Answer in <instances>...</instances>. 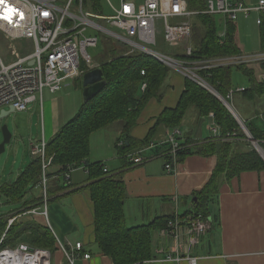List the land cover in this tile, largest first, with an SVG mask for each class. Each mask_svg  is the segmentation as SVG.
Segmentation results:
<instances>
[{"label":"crops","instance_id":"crops-1","mask_svg":"<svg viewBox=\"0 0 264 264\" xmlns=\"http://www.w3.org/2000/svg\"><path fill=\"white\" fill-rule=\"evenodd\" d=\"M228 1L233 4L254 7L261 0ZM258 20L260 23H257ZM224 21L222 16L217 17L220 36H223ZM234 25L240 56L264 54V46L261 45L260 37L264 29V10L251 11L248 16L238 13ZM0 37L5 39L2 34ZM158 41H162L161 37H158ZM160 48L164 50V44ZM244 65L252 71L256 81L261 83L260 77L264 73V62ZM233 75L232 84H234ZM242 77L246 83L233 85L232 90L248 88L247 77ZM183 89L184 77L171 71L162 90V98L160 100L151 99L146 104L130 131V137L135 141L142 140L153 127L160 113L166 108L171 109L176 106ZM234 94L238 98H234ZM234 94L230 98V106L240 120L264 130V96L255 97L250 101L246 100L240 92ZM82 105V87L78 84V80H75L73 83L63 84L60 91L55 94L43 91L41 99H37L26 112H20L27 114L28 132L26 138L30 158L26 160L27 155L24 152L21 166L12 169L7 181H4L0 176V185L14 182L24 170L23 168L31 162L32 147L42 140L47 143L62 125L74 117ZM7 108H0L3 117L8 116L3 111ZM215 126L218 127L212 113L200 119L193 111L186 115L183 124L178 128L182 132L179 140L182 143H189L186 145L189 152L181 157L173 174L165 173L161 159L134 166L120 160L117 143L125 140L124 137H121L122 122L110 124L90 135L88 163H101L108 168L109 173L123 176L126 190L123 209L127 227L147 225L160 216L174 215L176 211L182 215L193 209L192 195L204 187L217 164L215 155L202 156L196 152L199 145L214 138L211 130ZM169 129L160 128L156 131L153 136L154 142L164 138ZM11 132V139L14 136V140L19 143L17 137L22 138V135L18 132L17 125ZM240 148L247 151L249 146L240 143ZM135 149L136 147L128 153ZM4 171L5 168L2 173ZM60 180H62L61 177L56 180L58 188H60V183L64 187H69L54 193L47 200L46 219L41 215L25 214L24 212L28 209L23 211L20 208L24 203L31 201L32 196L39 195L41 192L39 183L20 204H15V208L10 209L9 213H5L4 207L1 205L0 217L15 214L8 217L7 223L8 220L13 219L12 224L14 222L23 225L36 223L49 228L56 239V249L51 253L50 264H68L58 245L61 244L69 249L68 244L72 246L75 243L82 244L81 253L88 254L89 258L79 257L73 264H113L109 257L100 253L97 245L93 242L92 202L89 191L83 188L87 185V174L78 168L71 173L67 184H63V180ZM57 185L52 186V191L57 189L55 187ZM41 206L42 204L36 208ZM209 207L211 214L210 220H207L211 223V229L199 238L197 245L189 252L194 257H201L196 264H264V169L257 172H244L229 181H223L218 194ZM212 216H215V219ZM29 236L30 233L27 231L16 241L10 243L11 246L8 247L16 248L18 245H22L33 248L30 245ZM152 239L154 256L156 253L161 255V252H167L173 248L172 238L161 236L158 231H154ZM180 242L183 246L180 250L181 254H185L187 251L185 234H181ZM178 264L189 263L182 261Z\"/></svg>","mask_w":264,"mask_h":264},{"label":"trees","instance_id":"trees-1","mask_svg":"<svg viewBox=\"0 0 264 264\" xmlns=\"http://www.w3.org/2000/svg\"><path fill=\"white\" fill-rule=\"evenodd\" d=\"M186 2L189 11L197 12L190 20L189 45L192 52L188 60L201 61L241 55L235 39L234 21H224L223 36H220L217 22L219 15L205 13L206 1L186 0ZM85 4L96 15H102L101 0H85ZM260 37L261 45L264 46V29ZM179 57L184 56L179 55ZM95 62L102 70L104 88L84 103L74 117L62 125L46 143L45 157L51 158L48 168L50 173L47 172V198L49 200L54 193L69 187H64L60 183L58 188L59 180L56 181L58 178L61 177L63 184H67L71 173L78 168L82 169L87 174V185L83 188L89 191L92 202L93 242L100 253L109 257L113 264H149L147 261L154 258L153 233L163 229L173 215L160 216L147 225L126 226L123 209L126 190L123 176L105 173L101 163L89 164L87 161L89 138L93 132L115 122H122L121 137L125 140L122 146L118 147V155L122 162L130 165L125 155L135 147L154 141L153 136L160 128L180 127L191 111L198 119L212 113L223 138L233 133H236L237 137H228L225 140L213 138L203 142L197 149L196 153L199 155H215L217 158L216 167L208 182L192 195L191 200L193 206L191 211L206 219L210 217L209 205L218 194L221 183L244 172L263 170L264 161L252 147L247 151L240 148V143L247 146L250 143L227 107L208 90L187 78H184V89L176 106L164 109L142 140H133L129 134L138 116L151 99L162 98V90L171 70L154 58L142 52H131L126 46L120 44H116L100 58H95ZM82 69L83 73L87 71L85 67ZM235 71L248 79V88L240 92L246 100L251 101L255 97L264 96V83H258L252 71L244 64L213 67L199 71V75L230 104L227 96L233 88L232 75ZM142 72H144L143 75ZM143 85L144 88H142ZM244 125L264 151V130L248 123ZM188 144L183 143V146ZM188 152L187 148L181 150L179 161ZM40 178L41 159L39 156H33L32 161L14 182L0 185V195H4L7 203L20 204L37 186ZM53 185H57L55 191L51 189ZM42 202L43 196L40 192L38 196H32L31 201L24 203L20 208L23 211L36 208ZM191 211H186L180 217H184ZM9 216L0 217V238L7 229ZM212 218L215 219V216ZM14 223L7 229L2 247L10 246V243L28 231L31 247L44 249L50 253L56 249V239L49 228L36 223L25 225Z\"/></svg>","mask_w":264,"mask_h":264},{"label":"built area","instance_id":"built-area-1","mask_svg":"<svg viewBox=\"0 0 264 264\" xmlns=\"http://www.w3.org/2000/svg\"><path fill=\"white\" fill-rule=\"evenodd\" d=\"M102 1L108 4L110 14H103L102 10L101 16L96 15L87 7L85 0H0V33L11 42L23 39L32 43V49L28 46L21 52L9 45L10 56L13 58L9 63H4L0 57V108L10 106L15 112H26L37 99H41L43 91L55 94L65 82L79 79L83 74L82 67L87 68V71L100 68L87 53L88 48H96L98 45V37L91 34L93 30L115 37L118 44L126 46L131 52H142L154 58L206 90L212 87L199 75L201 70L264 62V54L188 60L192 52L189 45L190 20L197 12L188 10L186 0H118V6L112 5L109 0ZM262 10L264 0L254 7L233 4L228 0H207L205 13L220 15L225 21H234L238 13L248 16L251 11ZM158 37H161L170 53L166 54L158 47ZM26 50L29 52L26 53ZM260 79L264 82V73ZM244 89L230 90L227 97L230 99L234 93L243 92ZM211 134L215 139L222 140L237 137L233 133L223 138L216 126ZM181 135L178 127L170 128L164 138L136 148L126 154L125 158L132 166L161 159L165 173L173 174L180 162L179 152L188 147L183 146L179 140ZM45 146L46 142L42 140L31 149V154L41 159L39 186L43 196L42 206L28 209L24 213L41 215L46 219V183L51 158L45 157ZM121 146L122 142H118L117 147ZM102 170L109 173L106 166ZM12 221L8 220L7 229ZM210 229L211 223L199 214L191 211L180 217L176 211L166 226L158 231L161 236L172 238L173 248L161 252V255L156 253L147 263L178 264L186 261L196 264L201 257H194L189 252ZM6 231L0 238V264H50L51 253L47 250H30L27 246L2 247ZM181 234L186 236L185 254L180 251L183 247ZM68 245L69 249L58 245L68 264H73L79 257L89 258L88 254L81 253V243Z\"/></svg>","mask_w":264,"mask_h":264},{"label":"rangeland","instance_id":"rangeland-1","mask_svg":"<svg viewBox=\"0 0 264 264\" xmlns=\"http://www.w3.org/2000/svg\"><path fill=\"white\" fill-rule=\"evenodd\" d=\"M109 1L112 5L118 6V0H109ZM101 7L103 10V14L108 15L111 13L110 8L105 1L101 2ZM218 28L220 29V26H218ZM112 31L114 32L115 30H112ZM91 34L96 35L98 37V40H99L96 48H88L87 49V53L90 55V57L94 61H95V58H98V57L100 58L102 55H104V53L106 51L113 49L114 46L116 44H118V41L116 40L115 37L107 36L105 34L100 33L97 30H93V32ZM0 36H1V33H0ZM1 38L2 37H0V39ZM5 39L0 40V57L2 58L3 62L5 61L6 63H9L10 61L13 60V58L10 56L9 45H11L18 52H21L23 50V48L28 47V46H30L32 49V43L29 40H23L22 39V40H15V41L11 42V41H8L7 39L6 40ZM158 42H159L158 47H160L162 44H164L163 41H158ZM164 46H165V49L163 52L167 54L170 51V49H168L165 44H164ZM27 52H29V50H26V53ZM239 74H241V73H239L237 71L234 72V75H233V83L234 84L233 85H238V84L242 85V83H244V84L246 83L245 79L242 77L243 75L241 74L242 75L241 76ZM67 83H73V81H67L64 84H67ZM78 84L79 85L82 84L81 77H80V80H78ZM234 95H235L234 98H238V97H236V94H234ZM6 108L7 107H5V109ZM26 120H27V114L26 113L21 114L20 112L19 113L18 112H11L8 114V116L0 119V143L2 142V133H1V127L2 126H7L10 133H12L11 131H14L15 125H17L18 132L22 135V138L17 137V139H18L17 141L19 143H17L14 140V136H13L10 143L5 145V151L3 153H0V176H1V178H3L4 181H7L9 179V176L12 172V169H15V168L21 166V163L23 162V156H24L23 153L24 152L26 153V155L28 157V158L25 157L26 160H28L30 158V155H29L28 149H27L26 134L28 132V125H27ZM251 147L252 146L249 144V148H251ZM4 168H5V171H4V173H2ZM25 168H23V169H25ZM1 205H3L5 213L6 212L9 213L10 209L15 208V206H14L15 204L6 202V198L4 197V195H0V208H1ZM20 246H22V245H18V247H20ZM63 259H65V258L63 257ZM54 260H55V257H54L53 261Z\"/></svg>","mask_w":264,"mask_h":264},{"label":"water","instance_id":"water-1","mask_svg":"<svg viewBox=\"0 0 264 264\" xmlns=\"http://www.w3.org/2000/svg\"><path fill=\"white\" fill-rule=\"evenodd\" d=\"M81 80H82L81 86H82L83 104L89 101L96 94H98L105 86V81L103 79L102 70L100 68L89 70L83 73L81 76ZM208 91L212 93L214 96H216L227 107V109L231 112V114L234 116V118L238 122L241 130L243 131L244 135L247 138V141L251 144L252 148L259 154V156L264 161V151L258 145L257 141L252 138L251 134L245 127L244 123L237 116V114L232 109V107L227 102V100L223 99L213 88H209ZM3 111L7 114L14 112L13 108L10 106L7 108V110H3ZM2 113L3 112H0V119L3 118ZM1 133H2V142L0 143V153H3L5 151V145L9 144L11 141V133L9 132L7 126L1 127ZM29 249L33 250V248H29Z\"/></svg>","mask_w":264,"mask_h":264},{"label":"snow or ice","instance_id":"snow-or-ice-1","mask_svg":"<svg viewBox=\"0 0 264 264\" xmlns=\"http://www.w3.org/2000/svg\"><path fill=\"white\" fill-rule=\"evenodd\" d=\"M9 11H13V10L9 9Z\"/></svg>","mask_w":264,"mask_h":264}]
</instances>
